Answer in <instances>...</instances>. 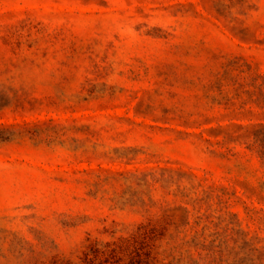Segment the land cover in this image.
I'll list each match as a JSON object with an SVG mask.
<instances>
[{"label":"rangeland","instance_id":"obj_1","mask_svg":"<svg viewBox=\"0 0 264 264\" xmlns=\"http://www.w3.org/2000/svg\"><path fill=\"white\" fill-rule=\"evenodd\" d=\"M0 264H264V0H0Z\"/></svg>","mask_w":264,"mask_h":264}]
</instances>
